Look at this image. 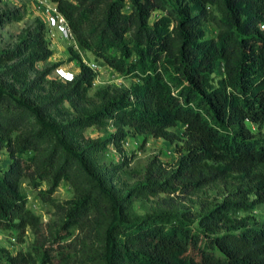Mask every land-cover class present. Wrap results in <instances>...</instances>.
I'll return each mask as SVG.
<instances>
[{
  "label": "trees",
  "instance_id": "1",
  "mask_svg": "<svg viewBox=\"0 0 264 264\" xmlns=\"http://www.w3.org/2000/svg\"><path fill=\"white\" fill-rule=\"evenodd\" d=\"M51 1L80 50L138 82L91 98L95 74L84 63L71 81H47L52 69L31 80L53 55L41 19L0 53V151L10 160L0 166V232L36 236L26 250L0 246V264H264V218L254 215L264 208V0ZM22 19L5 12L0 25ZM69 108L75 117L59 120ZM89 128L114 131L86 139ZM132 131L170 142L179 157L154 160L121 192L111 185L117 166L100 157L110 145L123 152ZM24 180L50 185L40 194L60 223L43 226ZM63 182L75 195L60 205L52 195ZM220 183L223 200L199 214L170 197ZM163 194L150 212L135 211Z\"/></svg>",
  "mask_w": 264,
  "mask_h": 264
},
{
  "label": "rangeland",
  "instance_id": "2",
  "mask_svg": "<svg viewBox=\"0 0 264 264\" xmlns=\"http://www.w3.org/2000/svg\"><path fill=\"white\" fill-rule=\"evenodd\" d=\"M46 6L54 7L55 4L51 0L45 2ZM47 8V7H45ZM43 5H39L36 0H0V15L10 11H20L23 19L20 22L8 23L4 26L0 25V53L13 51L28 34L37 27L38 20L41 19L46 24L48 30L47 40L53 55L47 61L39 62L31 69V80L35 79L40 73L47 69H52L47 81L61 82L57 76V70L63 69L72 73L74 76L80 73L81 63L89 65L94 74L95 80L90 89L89 96L94 98L97 91L111 87L130 88L138 82L135 78L126 77L108 66H100V62L89 52L80 50L75 37L67 39L58 29L51 28L47 22V12ZM210 36L215 35L213 27L207 26ZM73 51L78 53L76 58ZM4 68L0 67V71ZM217 76L222 75L219 67L216 71ZM50 84H46L45 88H49ZM66 107H70L66 104ZM75 117V111L71 108L67 109L65 117H59V120H68ZM251 127L258 131L257 128ZM182 125L175 130L182 132ZM114 128H89L85 132L86 139H95L106 137ZM264 132V127L262 129ZM179 155L176 148L170 142L164 139H157L151 135H139L132 131L126 139L123 146V152H119L114 145H110L106 153L101 157V163L110 169H114L111 174V185L121 192H127L142 180V176L150 163L158 159L165 166L173 164ZM10 163L5 151H0V166L7 167ZM49 184L44 183L40 189H34L28 180L22 183V192L27 197L28 206L41 216L43 226L49 222L60 223L62 215L49 201H45L40 194L41 191L49 189ZM247 187V186H245ZM74 190L67 183L63 182L52 195V199L60 205L74 198ZM169 197L163 194L156 198L142 199L135 202V211L140 214H146L151 211V207L157 203L159 199ZM174 202L181 207L183 211L199 214L201 208L206 204L215 205L220 203L224 197V184L209 186L203 190L195 192H177L170 196ZM254 215L264 218V208L254 212ZM36 240V236L31 230H27L23 240L18 237L17 233L0 232V246L10 249L12 252L18 250H26Z\"/></svg>",
  "mask_w": 264,
  "mask_h": 264
},
{
  "label": "built area",
  "instance_id": "3",
  "mask_svg": "<svg viewBox=\"0 0 264 264\" xmlns=\"http://www.w3.org/2000/svg\"><path fill=\"white\" fill-rule=\"evenodd\" d=\"M38 1L39 5H43L46 12H47V22L51 28L58 29L67 39H74V35L71 32L69 25L66 21V19L61 15L57 8L56 5L54 7H49L45 5V2L47 0H36ZM261 29L264 30V23L261 25ZM57 76L60 80L67 82L71 81L74 78V75L72 73L66 72L63 69H58L57 70Z\"/></svg>",
  "mask_w": 264,
  "mask_h": 264
}]
</instances>
